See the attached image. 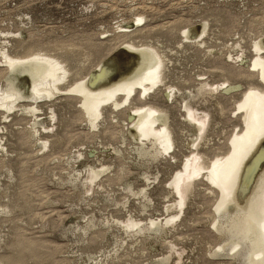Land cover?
<instances>
[{
	"label": "rangeland",
	"instance_id": "obj_1",
	"mask_svg": "<svg viewBox=\"0 0 264 264\" xmlns=\"http://www.w3.org/2000/svg\"><path fill=\"white\" fill-rule=\"evenodd\" d=\"M0 1L7 7L0 8V27L12 21L0 28V47L2 34L11 31L6 48L13 55L23 52L26 41L36 47L69 44L68 50L52 52L66 54L73 72L85 52L92 55L79 75L71 73L62 82V91L38 99L43 121L38 128L24 109L35 105L33 99H18L10 111L0 105V263L244 264L242 246L232 250V244L225 245L229 234L218 229L219 187L200 173L182 196L171 181L196 153L207 162L223 156L242 128L237 101L249 86L262 85L252 63L254 43L264 35V0ZM11 4L16 6L10 12ZM202 22L208 23L201 36L207 43H191L184 28ZM124 23L145 28L136 40L161 49L165 82L174 96L169 98L161 84L118 107L106 103L92 125L70 86L119 45L117 33L133 29ZM3 61L0 54V89L10 76ZM226 80L234 86L228 92L221 85ZM201 81L209 87L200 90ZM184 100L209 118L195 144L189 142L193 133ZM133 104L167 110L173 148L160 146L154 153L149 139L145 146L130 135ZM94 171L99 175L93 182ZM180 199L181 205L169 208ZM170 215L175 217L159 228L150 224ZM129 219L141 224L129 229L124 224Z\"/></svg>",
	"mask_w": 264,
	"mask_h": 264
},
{
	"label": "bare ground",
	"instance_id": "obj_2",
	"mask_svg": "<svg viewBox=\"0 0 264 264\" xmlns=\"http://www.w3.org/2000/svg\"><path fill=\"white\" fill-rule=\"evenodd\" d=\"M142 19V16L139 17L137 22ZM207 24V22H202L186 26L183 31L184 37L190 40L191 43L206 44L207 41L201 36L207 31ZM133 26L134 23H129L124 27L129 29ZM143 31H145V28L137 27L129 29L124 34L117 33L116 35L122 38L119 45L106 57L102 58L99 64L93 67L91 73L81 75L70 86L71 92L76 91L79 93L81 108H84L92 125H95V121L103 116L106 103L110 102L118 107L123 103V100L128 101L131 95L136 97V94H142L143 96V94L145 95L148 91L161 86V84L166 86L169 98L173 95L172 85H166L165 82L167 64L163 57L164 54L162 55L160 52L161 49L148 41L143 42L141 40L142 42H138L136 40L143 34ZM23 32L19 31L18 33L21 35ZM2 35L5 39L4 46L0 47V54L9 67L10 76L7 79L6 87L0 89V105L10 111L16 106L15 103L18 99H33L35 105H30L24 109L31 111L35 116L33 127H37L38 123H43L37 115L39 107L36 103L39 101L38 99L51 96L55 91H62V82L71 73L75 76L79 75L80 70L86 66V64H83L84 66L81 67L82 62L87 63V59L92 55L85 52V57L79 62L80 66L78 65L80 69L73 72L69 66L70 62L65 57L66 54H62L61 51V53L52 52V50H61L60 48L68 50L69 44L36 47L26 41L23 52L20 55H13L12 49H7L6 46H8L7 41H10L9 37L14 33L8 31ZM254 47L256 53L252 65L258 68L257 72L262 85L249 86L248 90L237 101L238 109L242 110L243 126L232 135L228 152L212 162H207L202 154L196 153L192 159H186L182 169L176 173L171 181V185L182 196H187L188 192H191L192 185H194L193 178L200 173L205 174L219 187L220 193L216 211L222 212V214L218 216V218H221L218 229L229 234H227L226 244H224H232V250L242 246L244 264H264V35L255 41ZM87 64L89 65V63ZM225 82L221 85L227 92L234 88L232 83H229L230 81L226 80ZM199 84L200 90L209 85L208 81H201ZM133 101L135 102V100ZM184 102V106L187 108V119L191 123L190 131L193 133V138L189 142L195 144L201 132L205 129V118L207 117L203 111L194 109L195 107L193 108L185 100ZM133 105V112L130 116L132 120L128 126L130 135L143 145L146 144L143 143V140L149 139L151 141L149 144L154 147V153L159 154L161 151L160 146L164 150L173 148L175 146V134L169 122L167 110L151 104ZM44 129L46 131V128ZM149 149L151 150V148ZM141 151L143 150L141 149ZM195 151L196 149L193 152ZM91 174L90 179L93 180L99 175V171L91 172ZM181 204L182 200L180 199L179 202H173L169 208ZM174 217L175 215H170L163 220L155 221L153 219L150 224L159 228L164 221V223H168ZM133 220L129 219L128 222L124 223L126 227L131 229L130 227L139 225L140 221L138 223ZM141 227L140 225L137 228L142 230Z\"/></svg>",
	"mask_w": 264,
	"mask_h": 264
},
{
	"label": "built area",
	"instance_id": "obj_3",
	"mask_svg": "<svg viewBox=\"0 0 264 264\" xmlns=\"http://www.w3.org/2000/svg\"><path fill=\"white\" fill-rule=\"evenodd\" d=\"M16 6V4H11L10 6H8L9 7V9H10V12L12 11V9L14 8ZM7 8V7H3V3L0 1V8ZM12 21L10 20L9 22L7 21V22H5L4 24H3V26L2 27H0V28H2V29H6L7 27H11L12 25Z\"/></svg>",
	"mask_w": 264,
	"mask_h": 264
}]
</instances>
